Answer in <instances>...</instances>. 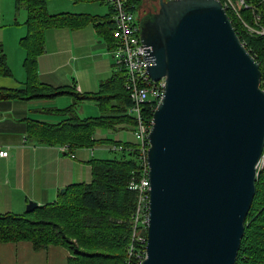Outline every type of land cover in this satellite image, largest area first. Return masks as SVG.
I'll return each instance as SVG.
<instances>
[{
  "label": "water",
  "instance_id": "95a60500",
  "mask_svg": "<svg viewBox=\"0 0 264 264\" xmlns=\"http://www.w3.org/2000/svg\"><path fill=\"white\" fill-rule=\"evenodd\" d=\"M140 32L148 72L166 86L149 133L139 264H235L264 157L260 63L222 0H159Z\"/></svg>",
  "mask_w": 264,
  "mask_h": 264
},
{
  "label": "trees",
  "instance_id": "16d2710c",
  "mask_svg": "<svg viewBox=\"0 0 264 264\" xmlns=\"http://www.w3.org/2000/svg\"><path fill=\"white\" fill-rule=\"evenodd\" d=\"M138 1L128 0V3L139 14ZM233 1L242 18L249 22H253V10L264 13V0H244L245 3ZM22 5L28 10L27 33L20 41L26 49L25 86L0 88V99L29 100L71 93L77 102L96 100L103 110L99 116L80 118L71 112L72 108H67L61 122L31 121L29 131L38 141L67 144L72 150L108 141L107 138H96L95 132L107 126L131 122L126 113L131 99L122 70L114 62L112 76L101 80L98 91L80 92L42 81L37 58L45 51V30L51 26L80 28L93 23L96 30L104 34L111 49L115 27L112 8L109 14L91 16L86 13H50L47 0H17V7ZM227 11L240 38L260 63L261 86L264 88V35L248 33L239 14L232 8H227ZM0 74L10 75L7 54L1 42ZM149 109L152 114V107L149 106ZM121 143L131 149L113 157L91 160V181L73 182L65 191H60L57 199L37 205L31 211L0 212V241L29 240L36 249L51 244L66 246L71 253L68 264H123L131 245L136 251L145 249L146 229L139 234L134 233L138 189L130 187L132 179L139 178L140 165L136 149L133 148L135 144ZM256 185L235 264H264V164L258 170Z\"/></svg>",
  "mask_w": 264,
  "mask_h": 264
},
{
  "label": "crops",
  "instance_id": "0c3cea01",
  "mask_svg": "<svg viewBox=\"0 0 264 264\" xmlns=\"http://www.w3.org/2000/svg\"><path fill=\"white\" fill-rule=\"evenodd\" d=\"M103 3L107 4L111 10L109 3L106 1ZM21 7L27 10L23 5L17 7V0H0V27H7L9 33L23 32L22 27H26V32H23V35L19 37L17 42L20 47H16L15 44L10 45L7 37H4L6 47L10 53L13 49L12 56L17 57L18 61L23 60L26 55V49L20 41L27 33V26L26 22L23 23L24 25H21L17 17ZM53 27H68L65 39L69 40V45L62 46L61 48V56L58 57L59 62L55 65L58 72H60V69L62 70L63 65L68 63L69 58L74 54L68 47L76 44L74 59L80 61L89 57L93 62L86 71L87 77L91 78L89 84L93 89H97V82L99 80L101 81L112 76L111 68L109 67L111 59L105 58L101 52L90 49L91 44L86 43L85 34L77 31L81 27L51 26V28ZM0 42L2 41L0 40ZM2 44L4 47L3 42ZM45 45V51L37 58L39 77L46 83H49L48 77L50 76L54 77L56 83H64L63 79L66 77V74L58 73V75H54L46 72L43 65V57L47 51L46 41ZM111 56L113 59L112 53ZM78 73L82 74L81 71ZM6 76L0 74V88H20L25 86L24 80L20 82ZM77 90L80 92L84 91V86H79ZM51 99L49 97L29 100L20 98L0 99V147L9 150L7 156H0L1 213H24L27 211V205L31 200L36 201L38 205L51 202L57 199L61 189L66 188L69 184L92 180L91 160L97 158L95 156L96 145L106 143L107 141L89 147L70 149L69 151L65 149V144L41 142L30 134L31 121L50 122L49 120H53L50 117L51 114L47 115L45 109L41 107L43 105L48 112L56 111L60 113L61 111V114L65 117V112L61 108H47L48 106L54 107L58 103ZM126 113L131 118L132 123L124 122L123 124H116L113 127L130 132L132 138H129L125 143L134 145L137 143L133 134L135 119L131 113L128 111ZM98 130L94 136L98 139L105 138L98 134ZM70 255L69 249L59 244H51L46 248L36 249L29 240L0 241V264H68Z\"/></svg>",
  "mask_w": 264,
  "mask_h": 264
},
{
  "label": "built area",
  "instance_id": "2783aa9c",
  "mask_svg": "<svg viewBox=\"0 0 264 264\" xmlns=\"http://www.w3.org/2000/svg\"><path fill=\"white\" fill-rule=\"evenodd\" d=\"M112 8L113 47L111 52L113 60L118 69L124 75V83L128 90L131 104L127 111L134 116L135 125L133 134L136 138L134 149L140 165L139 178H133L130 187L138 189L137 205L134 212V233L139 234L147 228L149 214V161L148 152L150 148L149 133L153 123V113L157 105L164 97L166 78L161 77L154 80L148 72L149 58L147 56L146 45L141 38L139 14L133 9V5L128 0H106ZM240 3H245L240 0ZM224 6L234 9L238 14L237 6L233 0H224ZM241 17L246 31L252 35H264V13L253 10V22H249ZM262 81V80H261ZM149 106L152 107V114ZM65 149L70 151V147L65 144ZM131 147L120 143L114 145L112 150L128 151ZM8 149L0 147V156H7ZM264 158V157H263ZM261 159V161L263 160ZM259 162L258 166L260 165ZM144 239L147 240V237ZM146 255V248L135 250L133 245L129 248V254L123 264H132L135 256L143 257Z\"/></svg>",
  "mask_w": 264,
  "mask_h": 264
},
{
  "label": "rangeland",
  "instance_id": "374dc122",
  "mask_svg": "<svg viewBox=\"0 0 264 264\" xmlns=\"http://www.w3.org/2000/svg\"><path fill=\"white\" fill-rule=\"evenodd\" d=\"M139 13L144 15L145 13L149 12L153 9L154 5H158L159 7V0H139ZM48 10L51 13H62V12H74V13H81L85 12L86 14H90L91 16H100L106 15L110 13V8L107 4L101 2L100 0H48L47 1ZM256 9V8H255ZM257 10V9H256ZM28 16V11L25 8L21 7L20 13L17 16L18 20L21 22V25L26 22ZM25 20V21H24ZM68 27H48L46 30V44H47V51L44 54V63L46 72H49L54 75H58V73L66 74L64 77V83H56L54 77H48L49 83L53 86H60V87H71L72 89H77L79 86H84V91L81 92H96L100 89V80L97 82V89H93L89 84L91 78L87 77L86 71L93 64L92 60L89 57H86L80 61L74 59V54L76 50V44L69 46V50H71L74 54L69 58L68 63L63 65L62 70L58 72V69L55 65L59 62L58 57H60V52L62 46L69 45V40H66V33ZM23 32H26V27H22ZM72 31V30H71ZM78 32L85 34L86 43L91 44L92 50L97 52H101L105 58L111 59V64L109 67L111 68V72H114V60L112 59L110 53V46L106 40L104 34H100L93 23H87L85 26L77 29ZM23 32H10L7 27H0V40L4 43L5 50L8 54V65L10 67V75L6 77L13 78L20 82H25L27 73L24 66V59L18 61L17 57L12 56L5 45L4 37H7V40L10 45L15 44L16 47L18 46L17 42L19 37L23 35ZM101 41V42H100ZM1 42V43H2ZM46 48V45H45ZM22 49V48H21ZM70 55V54H68ZM105 65V64H103ZM79 71L82 72L78 73ZM39 72V71H38ZM80 75V76H79ZM75 77V78H73ZM23 78V79H21ZM159 80V79H158ZM88 90V91H86ZM54 100L58 103L55 104L54 107L48 106V109L51 108H58L65 110L67 108H72L71 112L80 117V118H87V117H96L102 114L103 110L100 104L96 100H86L83 102L76 101V98L71 93H65L62 95H57L55 97H49V99ZM47 112V115L51 114V118L53 120H49L50 122L57 123L63 120L64 115L57 113L56 111L48 112L46 107L43 105L41 106ZM98 134L108 139L106 143L96 145V154L97 158H109L113 157L114 155H120L121 150L114 151L112 147L114 145H119L122 142H126L129 138H132L130 132L126 130L118 129L117 127L107 126L106 128H100L98 130ZM124 144V143H123ZM101 145H108V146H101ZM264 158L261 161L260 165L258 166V170L263 167ZM66 248V246H64ZM146 256V255H145ZM136 257L132 264H139L144 257Z\"/></svg>",
  "mask_w": 264,
  "mask_h": 264
},
{
  "label": "flooded vegetation",
  "instance_id": "af4514ba",
  "mask_svg": "<svg viewBox=\"0 0 264 264\" xmlns=\"http://www.w3.org/2000/svg\"><path fill=\"white\" fill-rule=\"evenodd\" d=\"M157 6H158V5H157ZM157 6L154 5V6H153V9L150 10V11H155ZM157 8H158V7H157ZM150 11H149V12H150ZM147 13H148V12H147ZM147 13H145L144 15H146ZM144 15H142V14L139 13L140 18H142ZM139 22H140V19H139Z\"/></svg>",
  "mask_w": 264,
  "mask_h": 264
}]
</instances>
